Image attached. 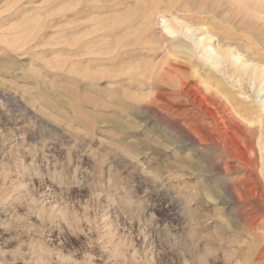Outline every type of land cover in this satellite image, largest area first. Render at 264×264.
<instances>
[{
    "label": "rangeland",
    "instance_id": "rangeland-1",
    "mask_svg": "<svg viewBox=\"0 0 264 264\" xmlns=\"http://www.w3.org/2000/svg\"><path fill=\"white\" fill-rule=\"evenodd\" d=\"M186 22L211 29L214 46L229 30L243 56L248 39L264 53V0H0V264L261 255L264 177L238 151L244 140L227 134L228 157L186 142L182 120L158 102L185 68L224 78ZM235 83L233 94L261 106L256 88ZM256 147L262 162L264 131ZM236 183L248 200L231 199Z\"/></svg>",
    "mask_w": 264,
    "mask_h": 264
},
{
    "label": "bare ground",
    "instance_id": "bare-ground-1",
    "mask_svg": "<svg viewBox=\"0 0 264 264\" xmlns=\"http://www.w3.org/2000/svg\"><path fill=\"white\" fill-rule=\"evenodd\" d=\"M187 24L185 28L182 27V32L193 41L198 50L205 54V64L209 65L211 69L223 72L224 78L217 76L215 71H210L208 75H192L196 66L193 70L185 68L186 70L179 72L176 92L165 99L160 98L158 102L164 104V108L167 109L166 112L169 111L174 117L182 120L181 126L185 128L183 135L186 142L213 146L221 156L228 157L234 156L235 151L226 142L227 134L232 132L237 138L244 140L243 148L238 149V151L250 154L252 156V168L257 172L261 170L264 177V160L260 162V151L256 147L257 138L264 131L262 114L264 101H261V106L250 107L247 95L242 98L232 93V89L238 86L235 83L237 78L241 88H244L246 84H251L258 90L257 96L260 95V99L264 96V53L256 48L254 41L248 39L245 41V45L248 47L247 53L249 54L243 56L239 49L244 42L243 38L236 37L229 30H227L225 45L219 46L217 44L218 46H214L215 36L210 32L211 29ZM174 28L169 24L166 26L170 33H179ZM199 31L202 34L199 35ZM154 114L157 115V113ZM262 156L264 157V155ZM262 184L258 183L259 186ZM243 188L236 183L234 189L229 192L231 199L243 200V193H245L243 191H246ZM259 197L264 198V193H261ZM244 199L248 200L246 197ZM233 202L235 203V201ZM241 218L239 217V219ZM254 219L256 220V218ZM261 224L264 225V219ZM243 233L255 237L260 234L248 226L243 227ZM261 238L264 244V235ZM254 260V264H260L264 261V249L261 255L259 254Z\"/></svg>",
    "mask_w": 264,
    "mask_h": 264
}]
</instances>
